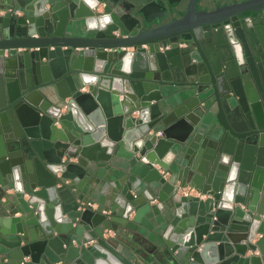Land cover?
Segmentation results:
<instances>
[{
    "label": "water",
    "instance_id": "obj_1",
    "mask_svg": "<svg viewBox=\"0 0 264 264\" xmlns=\"http://www.w3.org/2000/svg\"><path fill=\"white\" fill-rule=\"evenodd\" d=\"M0 264H264V0H0Z\"/></svg>",
    "mask_w": 264,
    "mask_h": 264
},
{
    "label": "crops",
    "instance_id": "obj_2",
    "mask_svg": "<svg viewBox=\"0 0 264 264\" xmlns=\"http://www.w3.org/2000/svg\"><path fill=\"white\" fill-rule=\"evenodd\" d=\"M214 1V0H213ZM109 173V172H108ZM120 173V172H119ZM116 174H110V178H114ZM102 181H95L91 185L94 187L100 186ZM90 186L86 183L85 187ZM111 188H109L110 190ZM96 192H93L92 197L96 196ZM157 201L153 199L150 203ZM95 207V204H92ZM122 213V209L119 207L116 210V215L119 216ZM134 211L128 213L127 221L124 225H120L116 221H111L110 226L114 229H104L103 236H112L114 240L123 241L126 245L124 253L130 258H134L136 252H139L142 256H148V251L153 248L154 243L158 241L157 233L163 231L164 223L161 221V215H155L152 211H148L141 214L138 220H133ZM123 229V232H117V228ZM75 243V241H74ZM137 250V251H136Z\"/></svg>",
    "mask_w": 264,
    "mask_h": 264
},
{
    "label": "flooded vegetation",
    "instance_id": "obj_3",
    "mask_svg": "<svg viewBox=\"0 0 264 264\" xmlns=\"http://www.w3.org/2000/svg\"><path fill=\"white\" fill-rule=\"evenodd\" d=\"M188 0H183V4L185 5L187 3ZM199 0H196V2H198ZM230 1H233V0H208L209 2V6L213 7V5H217V4H225V3H228ZM196 7H200L198 6V4H196ZM202 8V7H200Z\"/></svg>",
    "mask_w": 264,
    "mask_h": 264
}]
</instances>
